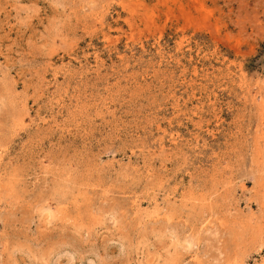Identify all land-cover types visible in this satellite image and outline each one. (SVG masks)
I'll return each instance as SVG.
<instances>
[{"label":"rangeland","instance_id":"obj_1","mask_svg":"<svg viewBox=\"0 0 264 264\" xmlns=\"http://www.w3.org/2000/svg\"><path fill=\"white\" fill-rule=\"evenodd\" d=\"M0 264H264V0H0Z\"/></svg>","mask_w":264,"mask_h":264}]
</instances>
